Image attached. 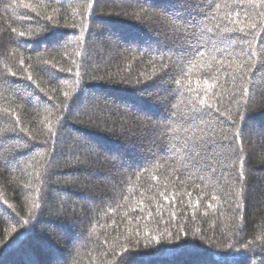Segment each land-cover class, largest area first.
Masks as SVG:
<instances>
[{
    "label": "trees",
    "instance_id": "16d2710c",
    "mask_svg": "<svg viewBox=\"0 0 264 264\" xmlns=\"http://www.w3.org/2000/svg\"><path fill=\"white\" fill-rule=\"evenodd\" d=\"M122 258L264 264L262 0H0V264Z\"/></svg>",
    "mask_w": 264,
    "mask_h": 264
},
{
    "label": "snow or ice",
    "instance_id": "6c2138e0",
    "mask_svg": "<svg viewBox=\"0 0 264 264\" xmlns=\"http://www.w3.org/2000/svg\"><path fill=\"white\" fill-rule=\"evenodd\" d=\"M262 2H264V0H262ZM237 16H239V13H237ZM49 19H51V18L49 17ZM251 27H252L253 29H255L256 25H255V24H252ZM13 31H15V30L13 29ZM240 31H243V29H240ZM19 35H20L21 37H24V36L26 35V33H25V32H20ZM27 35H28L29 37H31L32 34H31V33H28ZM22 63H23V61H22ZM12 75L15 76V73H13ZM27 79H28V80H31L32 77H31V76H28ZM177 83H179V81H177ZM209 87H210V86H209ZM64 95H65V97H68L69 93L66 92V93H64ZM226 139H227V138H226ZM240 174L243 175V172H241ZM238 194H239V193H238ZM36 206L38 207V205H36ZM24 223L27 224V223H28V220H25ZM177 239H179V237H177ZM125 255H127V252L125 253ZM122 264H123V258H122Z\"/></svg>",
    "mask_w": 264,
    "mask_h": 264
}]
</instances>
